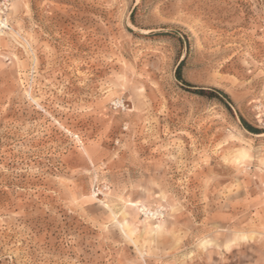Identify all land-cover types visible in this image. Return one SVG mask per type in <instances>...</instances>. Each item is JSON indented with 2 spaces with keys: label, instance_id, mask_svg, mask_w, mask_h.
Returning a JSON list of instances; mask_svg holds the SVG:
<instances>
[{
  "label": "rangeland",
  "instance_id": "rangeland-1",
  "mask_svg": "<svg viewBox=\"0 0 264 264\" xmlns=\"http://www.w3.org/2000/svg\"><path fill=\"white\" fill-rule=\"evenodd\" d=\"M7 3L0 264H264V0Z\"/></svg>",
  "mask_w": 264,
  "mask_h": 264
},
{
  "label": "trees",
  "instance_id": "trees-1",
  "mask_svg": "<svg viewBox=\"0 0 264 264\" xmlns=\"http://www.w3.org/2000/svg\"><path fill=\"white\" fill-rule=\"evenodd\" d=\"M182 61H183V59L179 62V64L177 65V67L175 69V77L177 78V80H179L187 90H189L195 94L205 95L209 98H212V97L216 98V99L220 100L227 108H229L230 100H229L228 95L224 91H222L218 88L205 89V88L197 87L193 84H190L186 80H184L183 77L181 76V72H180ZM223 99H226V100H223ZM240 119H241L244 127L246 129H248L249 131H252L254 133L261 132L259 129L254 128L253 126L248 124L242 117Z\"/></svg>",
  "mask_w": 264,
  "mask_h": 264
},
{
  "label": "built area",
  "instance_id": "built-area-1",
  "mask_svg": "<svg viewBox=\"0 0 264 264\" xmlns=\"http://www.w3.org/2000/svg\"><path fill=\"white\" fill-rule=\"evenodd\" d=\"M7 0H2L1 4H0V20H5L4 15H5V11L7 9Z\"/></svg>",
  "mask_w": 264,
  "mask_h": 264
},
{
  "label": "bare ground",
  "instance_id": "bare-ground-1",
  "mask_svg": "<svg viewBox=\"0 0 264 264\" xmlns=\"http://www.w3.org/2000/svg\"><path fill=\"white\" fill-rule=\"evenodd\" d=\"M0 24H1V25H4L5 22H4L3 20H0ZM144 208H145V207H143V210L146 211ZM146 208H147V207H146ZM147 212H148V211H147ZM156 214H157V213H156ZM159 217H160V216H159Z\"/></svg>",
  "mask_w": 264,
  "mask_h": 264
},
{
  "label": "snow or ice",
  "instance_id": "snow-or-ice-1",
  "mask_svg": "<svg viewBox=\"0 0 264 264\" xmlns=\"http://www.w3.org/2000/svg\"><path fill=\"white\" fill-rule=\"evenodd\" d=\"M141 91H142V89H141ZM103 207H104L105 209H107V208H108V205H107V204H104ZM133 207H134V206H133ZM113 219H115V218H113Z\"/></svg>",
  "mask_w": 264,
  "mask_h": 264
}]
</instances>
